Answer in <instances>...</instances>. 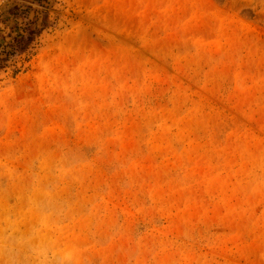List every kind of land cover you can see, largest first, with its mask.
Here are the masks:
<instances>
[{
	"label": "rangeland",
	"instance_id": "rangeland-1",
	"mask_svg": "<svg viewBox=\"0 0 264 264\" xmlns=\"http://www.w3.org/2000/svg\"><path fill=\"white\" fill-rule=\"evenodd\" d=\"M51 2L0 69V264H264V0Z\"/></svg>",
	"mask_w": 264,
	"mask_h": 264
},
{
	"label": "trees",
	"instance_id": "trees-1",
	"mask_svg": "<svg viewBox=\"0 0 264 264\" xmlns=\"http://www.w3.org/2000/svg\"><path fill=\"white\" fill-rule=\"evenodd\" d=\"M29 2L6 3L1 8L0 23L4 28H0V69L7 67L12 58L30 53L50 25L51 0Z\"/></svg>",
	"mask_w": 264,
	"mask_h": 264
}]
</instances>
